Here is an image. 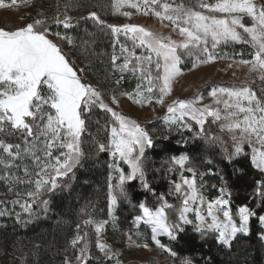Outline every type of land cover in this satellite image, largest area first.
Returning a JSON list of instances; mask_svg holds the SVG:
<instances>
[{
	"label": "snow or ice",
	"instance_id": "6c2138e0",
	"mask_svg": "<svg viewBox=\"0 0 264 264\" xmlns=\"http://www.w3.org/2000/svg\"><path fill=\"white\" fill-rule=\"evenodd\" d=\"M33 2L0 0V8L31 6ZM106 7L111 15L126 20L133 15L154 18L170 32L165 35L134 23L112 24L96 11L74 21L67 3L62 12L58 5L50 18L38 10L31 22L22 27H0V179L7 185L5 194L15 197L7 203L18 206L24 214L15 212V223L27 227L47 215L50 198L57 190H70L76 170L84 166L87 133L96 155L104 153L108 157L105 198L109 219H93L85 205L81 213L88 218L82 223L85 228L92 227L96 250L105 259H115V264H120L119 253H114L101 236L109 221L115 226L118 205L130 202L131 185L138 182L143 191L156 196L148 179L147 152L158 146L145 127L105 103L101 90L82 82L60 44L49 37L54 35L69 48H75L77 38L67 30L79 28L81 21L85 24L86 38H80L84 51L95 44L98 33L110 36L111 71L119 73L115 83L120 85L126 76L135 79L133 91L121 95L141 108L153 103L165 106L175 82L183 75L186 60L191 62V71L229 58L226 52L220 53L222 47L245 46L249 58H243L241 51L235 54L241 58H233V64L246 68L252 83L260 81L259 92L247 84L212 85L207 91L210 103H204L206 97L202 92L188 99H172L160 119L166 132L175 131L181 136L189 132L192 139L219 146L227 166L244 158L251 168L264 175V0L259 5L256 0H109ZM108 14L106 11L105 15ZM49 19L66 31L51 32ZM88 22L94 30H89ZM109 99L111 105L119 107L114 93L109 94ZM97 109L105 113V122L95 121L98 129L93 135L89 123ZM206 124L216 125L219 134L209 135ZM163 164L166 173L179 174V182L169 180L168 195H175L181 201L180 207L173 209L165 195L160 194V204L155 209L144 202L138 205L140 214L134 218L133 226L138 229L143 224L150 228L152 243L164 253L177 256L169 245L180 242L182 235L187 234V226L201 239L214 234L216 243L224 248H231L238 234H249L253 217L264 229V215L257 216L247 205L239 206L233 214L225 172L199 171L187 154L171 155ZM233 174L237 179L242 177L244 165L234 167ZM206 175L219 180L218 185L211 186L218 192L213 199L206 198L202 191ZM254 191L264 201V179L257 181ZM166 209H173L175 216L170 219ZM5 215H12V211L0 209V216ZM125 235L132 239L129 233ZM88 236L87 231L81 234L78 223L76 234L68 242L75 255L66 256L63 264H73V259L76 264H90L93 257ZM160 237H167L169 245L162 243ZM181 264L197 262L185 257Z\"/></svg>",
	"mask_w": 264,
	"mask_h": 264
},
{
	"label": "trees",
	"instance_id": "16d2710c",
	"mask_svg": "<svg viewBox=\"0 0 264 264\" xmlns=\"http://www.w3.org/2000/svg\"><path fill=\"white\" fill-rule=\"evenodd\" d=\"M40 3V0H35ZM261 2V0H258ZM92 67V66H89ZM93 67H97L93 65ZM92 67V73L94 72ZM77 74L79 72L74 68ZM95 73V72H94ZM81 77V76H80ZM258 90V89H257ZM99 120L101 124L105 122V113L95 110L92 121L89 123V132L97 134ZM209 135L219 134L215 125H205ZM148 131L153 135L157 144L156 149L147 152V172L148 179L156 196L143 191L139 183L136 182L129 187V201H122L116 208L115 231L106 230L107 241L118 246L121 250H128L120 238L133 228L134 218L140 214L138 205L146 203L150 208L159 206L158 196L165 195V200L173 209H179L181 201L175 195H168L169 180L179 181L178 173H166L163 164L171 155L187 154L192 159L193 166L199 171L225 172L229 177L231 190L230 209L235 214L239 206L247 205L252 208L257 216L264 214V201L255 194L257 181L264 179V175L251 168L248 161L242 158L238 164L227 166L222 158L219 146H210L203 139H192V133L185 132L183 136L175 131L171 133L164 130V125L154 123L148 126ZM167 135L168 140L162 139ZM103 136V133H100ZM187 138V143L184 139ZM86 142L83 145L85 151L84 166L76 170V179L70 181V190L60 191L53 195L50 203V211L46 216L34 221L27 227H17L12 231L10 239L6 241L5 249L2 252V259L11 258L10 252L13 248L17 254L22 250L25 264H63L65 257L73 258L75 251L69 247V240L76 234V225L81 224L82 230L91 231L90 227L85 228L82 221L88 216L81 213L85 209L95 220H105L107 216L106 178L108 175L106 154L96 155L91 147V137L85 134ZM180 142L179 144L177 142ZM212 160V164L205 163ZM244 165L245 174L237 179L233 174V168ZM186 176L188 174H185ZM199 180V177H197ZM213 184H219L218 177L206 175L204 177L203 194L208 199H213L218 195ZM173 209H166L169 218H173L176 212ZM27 218V217H26ZM262 230L253 217L250 221V232L247 236L238 235L233 241L231 248H224L215 241V235L209 234L201 239L199 234L192 231L191 226H187V234L182 235L179 243L169 245V241L161 237V242L169 245L177 253L176 257L169 256L156 246H149L142 249L145 264H181L185 257L192 258L197 264H264V246L261 242ZM82 234V233H81ZM91 236V235H90ZM90 250L93 259L90 264H112L101 254L95 251L93 237L91 236ZM119 241V242H118ZM126 264H140L128 262Z\"/></svg>",
	"mask_w": 264,
	"mask_h": 264
},
{
	"label": "rangeland",
	"instance_id": "374dc122",
	"mask_svg": "<svg viewBox=\"0 0 264 264\" xmlns=\"http://www.w3.org/2000/svg\"><path fill=\"white\" fill-rule=\"evenodd\" d=\"M5 2L9 3L10 0H5ZM108 2L109 0H40V3H38L34 0L31 6L19 4L16 7L0 8V27L8 29L22 27L23 25L31 22V19L35 16V12L38 10L43 11L45 16L50 18L56 13L58 5L60 11L62 12L64 10V4L67 3L71 6L69 15L74 18V21L80 16H87L88 12L90 11H96L103 19H106L112 24L120 25L124 23H134L143 25L152 29L153 31L161 32L165 35L169 34L170 29L163 28L154 18L145 17L143 15H133L131 20H126L123 17L111 15L110 10L106 7ZM256 3L258 5L260 4L258 0H256ZM106 11H109L108 15H105ZM245 22L247 23V21ZM48 27L53 33L57 31L64 33L66 31L62 26L53 24L50 19ZM84 27L85 24L83 21H81L79 28L67 30L69 35H73L77 38V46L75 48H69L66 43L58 40L54 35L50 36L49 38L60 44L67 58L70 62H72V66L79 72L82 82L91 84L92 86L101 90L104 93L103 98L105 103H108L115 110L122 112L124 115L136 120L143 127H145L146 130H148L149 125L154 123L163 124V121L160 118L165 115L167 104L170 103L172 99H188L194 96L197 92H202L206 97L204 103H210V99L207 98V91L212 85L242 86L247 84L255 90L258 89L257 91L259 92L260 81L256 80L255 83H252L251 79H249L250 74L247 72V69L233 64V58H241L239 55H235L236 53L243 51V58L247 59L249 58V50L243 45H237L234 49L231 47H222L220 49V53L223 54L226 52L229 58L217 59L215 63L201 65L199 68L191 71H189L191 62L186 60V63L182 65L183 75L175 82L173 93L170 97L166 98L164 107L153 103L151 106L141 108L133 104L129 99H127L126 96L121 95V93L133 91L136 86L135 79H130L126 76V78L121 81L120 85L115 83L119 73L112 74L111 71L110 55L112 53V38L110 36H104L103 34L98 33L95 44L92 45L88 51H84L80 47V38H86L83 31ZM87 27L89 30H94L92 29L91 22H88ZM174 38L178 37L174 36ZM229 64H233V66L229 68ZM93 65H96L97 67H93ZM89 66L93 67V71L95 73H92V67ZM251 77L254 78L255 74H251ZM112 93L117 96V99L119 100V107L111 105L109 94ZM215 127L216 130H218L216 125ZM6 192L7 185L2 179H0V209L12 211V215L0 216V264H25L23 255L21 254L22 250H19L16 254V250L14 248L12 252H10L11 258L6 257L2 259V252L5 249L6 241L10 239L11 235L13 234L12 231L15 228L21 227L19 224L15 223V212H21V209L18 206L14 207L10 203H7L8 201L15 199V197L12 195H6ZM21 214L24 215L22 212ZM189 215L194 219L191 213ZM108 219L109 218L105 220ZM89 227L91 228L90 232L87 230H82L81 233L83 234L84 231L89 233L88 240L90 246L91 236L93 237V243L95 244V233L92 227ZM107 229L111 230L112 232L115 231L113 222L109 221V223L105 225L101 239L103 242L111 246V249L114 253H119L117 258L119 259L120 264H126L127 261L145 264V262L142 261L144 253L141 250L145 249L143 245L148 244L149 246H155L151 241L150 228L143 224H141L138 229L133 226L130 232H126L131 235V240L128 239L127 235L123 234L120 238H122L126 246H129L127 251L121 250L118 246L107 241ZM261 230L264 232V229L261 228ZM164 238L167 239V237ZM261 242L264 246V239H261ZM136 244H139L140 247H136ZM95 251L98 252L96 248ZM111 262L112 264H115V259H113ZM73 264H76L74 259Z\"/></svg>",
	"mask_w": 264,
	"mask_h": 264
}]
</instances>
